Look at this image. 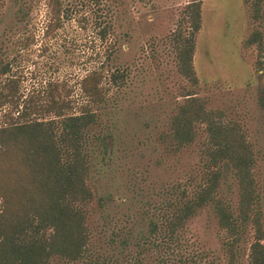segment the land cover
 <instances>
[{
    "label": "rangeland",
    "instance_id": "1",
    "mask_svg": "<svg viewBox=\"0 0 264 264\" xmlns=\"http://www.w3.org/2000/svg\"><path fill=\"white\" fill-rule=\"evenodd\" d=\"M191 1L62 0V25L49 36L47 0L0 5V90L13 76L24 97L63 82L74 101L67 114H73L86 102L80 82L89 72L99 71L107 89L105 101L92 106L97 121L85 135L94 191L87 204L89 250L84 260L53 256L52 264L249 263L254 228L231 246L211 204L172 236L165 226L176 202L192 195L209 170L203 125L191 144L178 147L170 138L171 119L188 90L242 128L255 153L264 223V0L203 1L197 85L179 72L175 41L181 29L189 32L184 9ZM255 31L259 40L249 44ZM7 110L0 109V123ZM221 173L217 195L236 214L237 177L227 161Z\"/></svg>",
    "mask_w": 264,
    "mask_h": 264
},
{
    "label": "trees",
    "instance_id": "2",
    "mask_svg": "<svg viewBox=\"0 0 264 264\" xmlns=\"http://www.w3.org/2000/svg\"><path fill=\"white\" fill-rule=\"evenodd\" d=\"M5 0H0V5ZM192 0L185 9L189 32L176 34L178 70L193 85L199 82L194 66L196 35L202 27V3ZM254 16L260 2L254 1ZM50 19L46 34L61 27L62 0H47ZM260 34L248 38L253 44ZM4 72L9 71L5 64ZM118 73H113L116 80ZM103 75L89 72L82 78L86 102L79 113L67 114L74 107L71 92L63 82L50 81L37 94L20 92L18 77H11L0 90V109L7 106L0 123V264H52L59 256L70 261L84 260L90 243L87 204L94 191L88 183L90 160L86 151V128L97 121L93 105L103 103L107 89ZM171 119L170 138L180 147L191 144L198 126L206 132V158L209 170L204 182L192 195L175 204L165 226L172 236L204 206L211 204L221 227L234 246L249 225L254 228L248 264H264V223L257 208L259 192L254 176L255 153L242 128L224 119L220 110L208 107L205 99L188 90ZM53 114L52 119H44ZM234 169L239 185L235 214L218 197L222 163ZM88 262V261H86Z\"/></svg>",
    "mask_w": 264,
    "mask_h": 264
}]
</instances>
